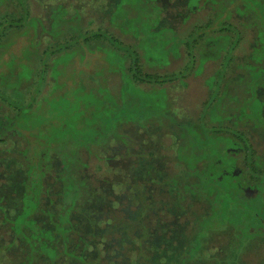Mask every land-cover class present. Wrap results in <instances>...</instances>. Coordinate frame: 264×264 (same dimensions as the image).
<instances>
[{
  "label": "rangeland",
  "instance_id": "1",
  "mask_svg": "<svg viewBox=\"0 0 264 264\" xmlns=\"http://www.w3.org/2000/svg\"><path fill=\"white\" fill-rule=\"evenodd\" d=\"M134 56L141 72L172 79L134 80ZM0 104L1 123L21 133L0 143V185L11 168H38L39 154L60 159L69 207L116 218L99 248L119 222L114 206L152 212L177 195V211L148 219L144 231H171L138 246L143 259L264 264V0H0ZM245 139L255 156L244 164ZM26 211L0 232L17 233ZM2 244L0 264H14Z\"/></svg>",
  "mask_w": 264,
  "mask_h": 264
},
{
  "label": "trees",
  "instance_id": "2",
  "mask_svg": "<svg viewBox=\"0 0 264 264\" xmlns=\"http://www.w3.org/2000/svg\"><path fill=\"white\" fill-rule=\"evenodd\" d=\"M229 15H231V12H229ZM220 18H223L222 12ZM228 24L229 28L232 29L233 24ZM229 32L233 31L230 30ZM92 36L98 39L100 36L99 31L93 33ZM131 63L132 64L128 65L129 68L135 71V74H132L134 80L140 82L152 81L151 79H153V76L140 71L139 59L137 57L134 56ZM155 77L156 79L153 80L157 82H164L172 79L171 77L167 78L163 75H156ZM0 111L9 112L8 109H5L4 106L2 107L1 104ZM1 120L4 119L0 114V128H2L3 124H6L7 127L4 129V132L0 131V143H3L5 140H11V143L14 144L16 140L11 138H15L14 136H17V133L21 134L20 131L13 128L9 123L10 121H5L2 124ZM243 152L244 164L246 162L245 158L248 157V155L250 157L255 156V152L247 139L243 142ZM43 156L44 155L39 154L35 157L34 160L38 163V168L36 169H31L27 166L28 164L26 162L22 166L20 165L19 167H14L13 169L11 168L12 170H9V178L14 186L11 183L7 185L5 182H2L0 185V224H3L4 220L14 221V219H12L13 217L20 212L22 213L24 209H27L26 214L22 216L21 223L28 221L31 225H23L20 223L16 233L12 230L11 223L7 222L11 227H4L0 232L1 241L3 242L1 251L5 259L9 256L10 258L7 257V259L14 261V264H108L107 262L109 261L100 258L104 257L102 254V250H104V255L112 253L113 256V253H121L122 260L120 263L122 264L165 263L158 261L159 259L154 261L151 260V262L146 261L143 258L148 259L147 253L150 252L146 250H136V248L140 246V248L145 247L147 250H152L148 248V242L155 240V244L161 245L164 238L163 236H168L170 234L171 230H165V232L168 231L166 232L167 234L160 235L161 232H158V230L157 233L154 229H145V231L143 229L148 223V219L163 217L162 210L164 214L165 212L167 213L166 209H169L170 212L177 211L180 208V203H175L177 201V195H174L173 199L164 200L172 204L166 205L163 201L159 202V205H156L157 209H154L152 212L141 209L140 206H136L135 204H132V206L128 208L125 207V209L114 206L115 208L113 207L112 209L117 210L120 216L119 222L116 221L115 228L111 231L112 236H110L108 242L101 245L99 248V242L103 238V235H105L104 229L110 226L108 219H116L114 214H109L103 218V215H101L104 214L103 211L99 210V206H95L97 208V214L95 210L89 214L88 219L86 217L82 218L80 209L77 210L76 208L77 211L74 209L75 202L77 201H73L71 207H69V204L63 200L61 195L62 181L58 178L57 174V171L62 167L60 159L58 165H55L53 163V157L52 160H47L45 163L46 160H44ZM251 161H253V159H251ZM4 167L7 169L10 168L7 164H5ZM35 170L40 172V176L32 179V172ZM76 170L78 171V169H75L71 172L74 179L81 177ZM255 171L257 170H253L254 173ZM75 172L77 173L75 174ZM46 179L51 180L52 183H59V190L56 191V193L52 192V184H47ZM5 194L9 196L6 199L4 198ZM16 197L17 201H15ZM45 197L46 205H44ZM80 198L82 199L79 195L77 199L80 200ZM22 199L24 201H22ZM42 200L43 202H41ZM96 201L97 200H94L93 203L95 204ZM24 203L30 207L24 208ZM54 203L57 204V206L53 208ZM79 205L78 201L76 206L78 207ZM109 208H111V206H109ZM52 209L54 214L51 212ZM72 212L78 215L74 220ZM92 221H94L95 224H92ZM103 221H105L104 224ZM114 222L115 220H113L112 223ZM34 225L36 228L39 227L42 229L43 232L41 234L38 231L33 233L32 228ZM100 229H103V231ZM14 233H16V235ZM163 249H165L164 252H167L166 250L168 247H163ZM131 255H136V258H131ZM172 256L173 252L170 251L167 255L168 260L166 259L167 264H174ZM115 261L117 260H114V262Z\"/></svg>",
  "mask_w": 264,
  "mask_h": 264
},
{
  "label": "flooded vegetation",
  "instance_id": "3",
  "mask_svg": "<svg viewBox=\"0 0 264 264\" xmlns=\"http://www.w3.org/2000/svg\"><path fill=\"white\" fill-rule=\"evenodd\" d=\"M242 151H243V150L240 149V150L237 152V154H238V153H242Z\"/></svg>",
  "mask_w": 264,
  "mask_h": 264
}]
</instances>
